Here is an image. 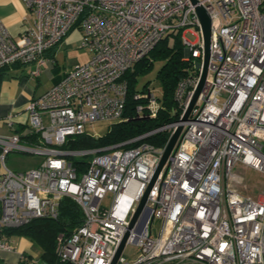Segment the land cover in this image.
I'll list each match as a JSON object with an SVG mask.
<instances>
[{
  "label": "built area",
  "instance_id": "built-area-1",
  "mask_svg": "<svg viewBox=\"0 0 264 264\" xmlns=\"http://www.w3.org/2000/svg\"><path fill=\"white\" fill-rule=\"evenodd\" d=\"M30 18L12 37L0 20V67L35 63L78 26L79 47L89 58L67 69L25 106L24 127L0 133V250L14 246L3 229L36 217H56L64 196L83 213L82 223L59 235L57 257L67 264H110L123 235L136 253H120L115 264H264V191L240 192L234 172L240 162L264 171V0H22ZM210 17L205 80L188 119L186 110L199 70L180 79L174 99L178 120L125 141L66 149L69 136L86 132L97 119H123L128 94L125 72L159 39L181 30L186 55L201 60L203 40L195 7ZM191 32L194 40L185 34ZM136 110L155 115L152 88L134 91ZM8 113L5 123H15ZM181 126L176 144L147 195V211L130 218L153 174L169 135ZM167 132L164 145L145 138ZM36 134L33 140L24 136ZM9 152L34 154L25 170L6 165ZM93 154L79 171L73 158ZM111 193L108 207L104 197ZM127 195L125 201L123 196ZM159 220L156 235L151 222ZM124 245V247H125ZM124 249V248H123ZM37 258L20 257L18 264Z\"/></svg>",
  "mask_w": 264,
  "mask_h": 264
},
{
  "label": "trees",
  "instance_id": "trees-1",
  "mask_svg": "<svg viewBox=\"0 0 264 264\" xmlns=\"http://www.w3.org/2000/svg\"><path fill=\"white\" fill-rule=\"evenodd\" d=\"M154 59L161 60V65L156 71V78L161 86V97L158 98V107L155 115L149 114L147 109L136 110V104L144 100L135 99L133 92V81L138 73L149 68ZM194 58L186 55L185 46L182 42L181 30L176 33H169L157 41V43L139 60L131 70L125 72L124 76L128 81V94L126 97V109L123 119L111 124L107 132L95 137L86 132L79 135H71L62 148L80 149L91 148L99 145L125 141L139 134L153 129L164 123L176 121L180 115L174 99V90L180 79L185 77L191 70L197 72ZM12 63L0 67V83L7 74L10 66L19 65ZM146 85L138 91H144ZM155 93V92H154ZM156 96V95H155ZM36 134L24 136L27 140H33ZM168 138L167 132H159L145 138L147 141L164 145ZM86 159L73 158L72 163L81 171ZM83 221V213L76 201L64 196L59 202V212L56 217H36L28 222L15 226L6 227L3 232L7 236L15 235L27 238L34 248L38 250V260L42 264H67L61 261L56 253L55 246L59 235H68ZM29 257L28 255H24Z\"/></svg>",
  "mask_w": 264,
  "mask_h": 264
},
{
  "label": "crops",
  "instance_id": "crops-1",
  "mask_svg": "<svg viewBox=\"0 0 264 264\" xmlns=\"http://www.w3.org/2000/svg\"><path fill=\"white\" fill-rule=\"evenodd\" d=\"M25 17L30 18V15L22 0H0V20L12 37L17 36L25 28ZM56 45L44 53L45 61L40 65V73L37 76L33 77L30 75L34 65L32 63L30 64L32 67L30 70H27L25 64L10 66L7 74L3 76L0 83L1 134L21 130L24 127L23 123L28 120V114L24 110L28 101L44 92L66 71L55 73V67L52 62L55 60ZM41 69L47 72V79H49L44 86H40ZM8 113L15 115V123L11 126L7 125L4 120ZM13 236H9L11 240ZM12 244L14 246L13 249L0 250V264H18L22 254L37 258L33 264H39L38 250L32 246V243L27 238L16 236L15 243Z\"/></svg>",
  "mask_w": 264,
  "mask_h": 264
},
{
  "label": "rangeland",
  "instance_id": "rangeland-1",
  "mask_svg": "<svg viewBox=\"0 0 264 264\" xmlns=\"http://www.w3.org/2000/svg\"><path fill=\"white\" fill-rule=\"evenodd\" d=\"M185 36L189 40H194L195 36L191 32H186ZM82 37L81 30L78 26L72 28V30L61 39L56 45L54 58L55 60L52 62L55 67V73H61L65 70L69 69L76 63H81L86 61L89 58V53L86 49L79 47V43ZM31 63L25 64L27 66V70L32 68L30 66ZM33 69H35L36 65L32 62ZM161 65V60L154 59L151 66L147 68L144 72L138 73L135 76V80L133 81L134 89L141 90L145 85L147 88H152L155 92L156 97L160 98L162 91L161 86L156 78V71ZM40 86H44L48 83L49 79H47V72L41 69L40 74ZM118 120L115 119H97L93 120L90 123L86 124V133L93 135L95 137L101 136L107 132L112 123ZM264 144V141H262ZM264 149V147H262ZM93 156V154L82 156L83 159H89ZM39 160V157L34 154L28 153H20V152H9L5 163L7 166L15 169V170H25L32 166H34ZM234 172L238 174L241 181L236 185V188L247 195L257 196L259 193L264 191V171H259L253 169L252 167L246 166L243 163H236L234 167ZM112 195L111 193H107L103 200V205L108 207L111 203ZM159 228V220L155 219L151 222V232L152 235H156ZM11 240V239H10ZM16 236L12 237L11 242L15 243ZM137 247L134 244H126L122 253L126 258H130L134 256L136 253ZM16 261V259H14ZM39 264H42L40 261Z\"/></svg>",
  "mask_w": 264,
  "mask_h": 264
},
{
  "label": "water",
  "instance_id": "water-1",
  "mask_svg": "<svg viewBox=\"0 0 264 264\" xmlns=\"http://www.w3.org/2000/svg\"><path fill=\"white\" fill-rule=\"evenodd\" d=\"M193 3H195V0H192ZM196 13L199 17L200 20V27H201V32H202V40H203V54L201 57V60H195L194 64H195V68L199 70V76H198V81L196 83V86L194 88V91L192 93L191 99L189 101V104L186 108V110L183 112V114L181 115L180 119L181 120H186L189 117L191 108L193 107L196 98L200 92V90L202 89L204 80H205V76H206V72H207V64H208V59H209V46H210V33H211V29H210V17L208 15V13L206 12V10L202 7V6H196L195 7ZM181 131V126L178 125L173 132L169 135V138L165 144L163 153L158 161V164L153 172V174L151 175L146 188L144 189L142 195L140 196L135 210L132 213V216L130 218V222H129V228L131 226H133V224L147 211L146 216H145V220H147L148 215H149V207L147 204V195L149 192L150 187L152 186L159 170L161 169V167L163 166V164L165 163L166 159L168 158L171 150L173 149V147L176 144L177 138L180 134ZM128 236V231L125 232V234L123 235L118 247L115 250V253L112 257V260L110 262V264H115L117 262V259L121 253V251L124 248L125 245V241L127 239Z\"/></svg>",
  "mask_w": 264,
  "mask_h": 264
},
{
  "label": "bare ground",
  "instance_id": "bare-ground-1",
  "mask_svg": "<svg viewBox=\"0 0 264 264\" xmlns=\"http://www.w3.org/2000/svg\"><path fill=\"white\" fill-rule=\"evenodd\" d=\"M127 195H128V194H125V195L123 196V201H125V199L127 198Z\"/></svg>",
  "mask_w": 264,
  "mask_h": 264
}]
</instances>
